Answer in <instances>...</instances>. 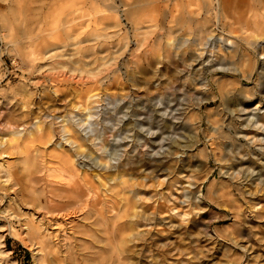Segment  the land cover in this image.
<instances>
[{
  "label": "rangeland",
  "instance_id": "rangeland-1",
  "mask_svg": "<svg viewBox=\"0 0 264 264\" xmlns=\"http://www.w3.org/2000/svg\"><path fill=\"white\" fill-rule=\"evenodd\" d=\"M64 114L98 192L54 228L15 192L74 149ZM0 141V264H264V0H0Z\"/></svg>",
  "mask_w": 264,
  "mask_h": 264
},
{
  "label": "bare ground",
  "instance_id": "bare-ground-1",
  "mask_svg": "<svg viewBox=\"0 0 264 264\" xmlns=\"http://www.w3.org/2000/svg\"><path fill=\"white\" fill-rule=\"evenodd\" d=\"M137 2V1H144V0H133V2ZM218 4L220 3V0H217ZM217 19V18H216ZM219 19V18H218ZM212 50V49H211ZM211 52V51H210ZM213 70L215 71V68H213ZM212 70V71H213ZM217 82V90L219 91V95L218 97L220 98V101L223 102L227 97L229 96L227 95V90L226 92L223 90L225 88V86L228 84L225 83L222 80H215ZM206 87H207V94L204 97H201L200 100L193 106L196 110H199L200 105L204 102H214L216 100L217 97V93L213 91L211 84L209 81H206ZM227 88V87H226ZM206 90V89H205ZM231 98H229L230 100ZM238 103V102H237ZM236 103V104H237ZM222 104V103H221ZM234 104V103H232ZM222 106V105H221ZM229 106V105H228ZM78 107V109L81 108V105H76L75 108ZM223 109V108H221ZM85 110V107L82 108L79 112H77V115H79L80 113H82V111ZM182 114V113H181ZM85 115V114H84ZM85 120V116H83ZM62 122H66V124L63 127V131L65 133L68 134V136L66 137L67 141H71V143H74V149L73 150H66V152L64 154H60L57 158L58 161V166H57V170H59L58 172H52L51 168L47 165H45V163H41L40 167L36 170H32L30 165L26 166L25 169V180L26 182H28L30 184L31 187V191L32 192H37L36 196H33V194L31 196H25L23 190H24V185L23 184L22 187L20 186L19 189H17V191L15 192L18 200H20L21 204L23 205L25 204H29L32 207H34L36 209L35 212H38L40 214H42V219H45L46 222H52L55 224L54 228L59 224V220L60 222L62 221H67L68 219H70V215L72 214H87L89 213V208L90 206L95 203L97 195H95L96 192H98L97 188L94 187L93 188V183L90 182L91 180H87V175H85V168H80L77 165V162L74 160L75 156H83L85 157V138L82 137L81 135H72L71 133H73L75 130V127L72 123H70V120L67 118V114H64L62 119ZM197 126L201 125V119L200 116L198 117V121H197ZM173 124V123H172ZM171 124V125H172ZM175 124V123H174ZM183 124H178V128L183 129ZM50 127V126H49ZM162 130V136H161V146L163 147V145H167L169 147L168 143H173L174 140H168L166 141V137L163 136L164 133H167V129L170 128V124H168V122H165L164 125L161 127ZM175 128V126L173 127ZM179 129V130H180ZM20 131L17 129H12L9 131L10 135L13 136H18V133ZM30 132V131H29ZM49 134V130L48 132H44V134H42V136H48ZM78 134V133H77ZM72 135V136H71ZM1 144V141H0ZM180 144V142H179ZM170 148V147H169ZM245 149V148H244ZM177 153V151H176ZM169 155V154H168ZM181 155V154H180ZM242 160H240L239 158L236 159V161L231 163V166L234 168H237L239 171V169L241 168L240 166H242ZM245 162V161H244ZM145 163V162H143ZM148 165H154L150 162H148ZM132 166V165H131ZM130 166V167H131ZM158 166L160 165H154L152 166L151 170H157ZM163 166V165H162ZM246 166V165H245ZM248 167V166H247ZM160 169V167H159ZM245 169V168H244ZM244 169H240L241 170V174H243L245 176L246 171H244ZM163 170V169H162ZM251 170V169H250ZM251 174V173H250ZM55 176V179H52L51 177ZM120 174H117L115 177H111V175H109L107 177V179H111V180H116L117 181V177H119ZM253 176V175H251ZM143 179H146V176L143 177ZM240 179V178H239ZM179 181V180H178ZM241 181V180H240ZM181 182V181H180ZM19 182L15 183L14 185H17ZM95 183V182H94ZM20 184V183H19ZM261 184V183H260ZM116 185V184H115ZM188 185V183H187ZM197 185V184H196ZM259 185V184H258ZM117 186L120 188L119 191H121V193H123V195L127 192V191H134V184L133 183H129L128 180H120L119 182H117ZM188 188V187H186ZM250 188V187H249ZM34 189V190H33ZM37 189L39 191H37ZM246 189V188H245ZM249 190V189H248ZM257 190V189H256ZM188 191V190H187ZM185 191L184 189V196L187 198V193H191L190 189L189 192ZM246 191V190H244ZM252 190H250L251 192ZM198 194L201 193L200 189H198L196 191ZM243 192V191H242ZM247 192V191H246ZM253 192V191H252ZM255 192V191H254ZM254 196L256 195V193H254ZM120 193V192H119ZM194 193V192H193ZM248 193V192H247ZM19 194V196H18ZM192 194V193H191ZM251 194V193H249ZM243 195V194H242ZM261 195V194H260ZM252 196V198L254 197ZM256 196H259L258 194ZM262 196H264V194H262ZM196 197V195H195ZM199 197V196H198ZM261 197V196H260ZM190 198V196H189ZM200 198V197H199ZM246 198V197H245ZM257 198V197H256ZM198 199V198H197ZM254 199V198H253ZM122 200L125 201L126 200V205L128 203L129 198L127 197H122ZM181 200V199H180ZM248 202L250 201L247 200ZM260 201V200H257ZM130 202L133 203L132 200H130ZM253 203V201H252ZM125 204V203H124ZM124 204L122 205L123 210L125 209ZM144 204V203H143ZM249 204V203H248ZM95 205V204H94ZM151 205V204H150ZM150 205H148V203H146L147 208L150 207ZM252 204H249V207ZM255 205V204H254ZM252 205V206H254ZM145 206V207H146ZM164 202H159L157 204V206L155 207L156 209L158 208H164ZM130 208V207H128ZM252 210H256V208L252 209ZM128 212V211H127ZM165 212V211H164ZM78 214V215H79ZM127 217L130 216L128 213L126 214ZM80 216V215H79ZM134 216V214L132 215ZM74 217V216H73ZM86 216L83 217V219ZM96 218V217H94ZM133 218V217H132ZM145 218V216H144ZM143 218V219H144ZM147 219V218H146ZM148 220V219H147ZM97 221V220H95ZM70 223V220H69ZM91 223V221L89 222ZM83 225V224H81ZM47 226V225H46ZM66 226V224H65ZM80 226V225H79ZM88 226V225H87ZM48 227V226H47ZM71 227V225H70ZM69 227V229H70ZM90 227V226H89ZM208 227V226H207ZM66 228V227H64ZM84 228V227H83ZM97 229V228H96ZM206 229V228H205ZM59 230V228L57 229ZM66 230V229H65ZM74 230L75 227H74ZM73 230V231H74ZM79 231V230H78ZM93 231H95L93 229ZM208 231V230H207ZM80 232V231H79ZM83 229H82V233H83ZM68 233V232H67ZM78 233V232H77ZM73 234V233H72ZM76 234V232H75ZM59 236V235H58ZM72 236V235H71ZM76 236V235H75ZM76 238V237H75ZM79 238V237H78ZM60 239V238H57ZM65 240V239H64ZM82 240V239H81ZM56 241V240H55ZM60 241V240H59ZM76 241V240H75ZM124 241V240H123ZM131 241V240H130ZM53 242V241H52ZM61 242V241H60ZM38 243L40 244V246L42 248L47 247L46 246V241L42 240V239H38ZM73 243V242H72ZM75 243V242H74ZM61 246H63L64 248L67 246V243L64 241V243L60 244ZM70 245V244H69ZM126 245V244H125ZM133 245V244H132ZM59 246V245H58ZM128 246V245H127ZM52 249V247H50ZM138 248V247H137ZM121 250V249H120ZM132 251V250H131ZM62 252V251H61ZM122 252V251H121ZM130 252V251H128ZM60 253V250L55 251L52 250L51 251V255L53 258H58V254ZM67 255V254H66ZM74 255V254H73ZM138 255V254H137ZM69 257V255L67 256ZM105 258V257H104ZM125 258V257H124ZM65 259V258H64ZM71 259V257H70ZM75 259V256H74ZM63 257H61L59 259V262H62ZM79 260V259H78ZM67 261V260H66ZM71 261V260H70ZM75 261L77 262V260L75 259ZM69 262V261H67ZM72 263V262H71ZM79 263V261H78ZM81 264V263H79Z\"/></svg>",
  "mask_w": 264,
  "mask_h": 264
}]
</instances>
